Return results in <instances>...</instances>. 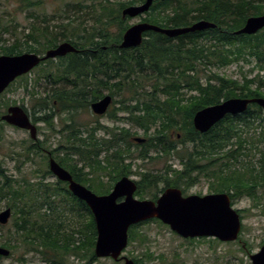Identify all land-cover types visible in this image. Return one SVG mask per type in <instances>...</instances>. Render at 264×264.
<instances>
[{"label":"trees","instance_id":"16d2710c","mask_svg":"<svg viewBox=\"0 0 264 264\" xmlns=\"http://www.w3.org/2000/svg\"><path fill=\"white\" fill-rule=\"evenodd\" d=\"M14 1L20 5V10L28 12L27 18L32 21L25 28L24 36L11 44L0 33V50L3 55H41L56 48L61 42H69L79 50L78 53L68 55L72 59H59L57 70L52 68L42 75L45 79L54 80L55 84L60 80L63 83L61 89L55 85L57 88L49 90L43 97L41 107L48 113L43 117H33L34 123L43 122L54 130L52 122L55 117H60V123L63 122L61 130L57 131L66 139V147L63 145L55 150L49 148L52 155L54 151L64 148V153L70 159L71 156H78L85 165L91 155L97 156L107 146L114 148L115 174H119L123 160L121 157L129 150L125 148L131 146L128 131L107 127V131L112 134L111 138L89 140L82 137L84 130H89L87 124L76 122L74 113L90 110L91 103L104 96V90L111 93L123 91L136 99L135 105L124 108L134 116L136 112L139 113L133 124L144 129L147 134L155 129L149 139L151 147L165 152L175 150L176 146L170 145L173 143L171 137L176 133L173 137L180 135L183 141H201L207 137L204 145L209 148L206 149H219L220 170L216 173L217 182L212 186L215 192L227 193L232 198L243 192L253 195L251 191L255 186L251 185L264 182V176L255 174L254 168L247 167L244 171L232 168L240 163L241 157L247 156L245 146L249 141L243 139L241 126H253L258 122L264 127V110L261 107L252 104L243 115H227L213 130L204 135L197 132L193 125L194 114L207 106L231 98H264V32L256 35L236 34L249 17L264 15V0H179L174 8L171 7L173 0H157L142 19L143 22L162 28H177L207 20L215 23L217 27L176 38L150 31L144 34L145 38L139 47L131 49L119 47L124 33L130 27L123 19L122 11L145 0H129L119 3L118 8L114 7L112 1L106 0L108 4H102L101 13L95 17L97 25L90 28L82 16L77 17L88 6L74 4L61 16L55 17L37 12L44 0ZM116 28H119L117 35L113 34ZM0 30L10 32L9 27H2ZM241 62L254 64L249 72L256 69L259 71L258 75L248 78L249 75L244 74L239 81L208 71ZM146 88H150V91L145 93ZM155 88L166 89V101L160 102L155 98L158 97L152 93ZM81 89H88L90 93H84ZM9 105L5 103L4 106L7 108ZM64 114L67 116L62 118ZM2 123L0 117V132ZM92 129L102 130L104 127ZM27 142L28 147L23 142L24 153H16L17 156L13 154L14 160L18 162L23 159L26 164L35 162L37 156L41 155L48 165L49 158L39 147L41 145L44 149L48 148V142H34L30 139ZM230 144L234 147L231 146L225 152ZM250 144H254V141H250ZM98 147H101L100 152L96 151ZM260 152L263 172L264 151ZM56 160L74 173L75 180L86 185L84 174H76L73 163L63 157ZM77 169L83 172L84 166ZM34 172L42 177L35 183L26 177L21 180L8 178L0 171V177L4 178L0 186V203L7 200V207L13 211L14 241L26 246L29 252L42 255L45 262H53L49 264H70L66 261L67 257L77 260L90 257L87 264H91L96 260L94 249L97 229L90 208L71 193L66 183L58 181L54 188L46 183L48 175L52 174L49 169H38ZM204 174L207 175L205 170ZM180 179H183L182 176ZM178 184L179 181L174 182V185ZM157 186L154 177L149 179V176H145L139 195L144 198L151 194V199L156 200L159 193L164 191ZM60 193H65L71 202L67 206L68 211L54 199ZM153 221L160 222L156 219ZM144 223L131 227L129 244L134 241ZM3 228L0 225V246L16 249V244L3 241Z\"/></svg>","mask_w":264,"mask_h":264},{"label":"rangeland","instance_id":"374dc122","mask_svg":"<svg viewBox=\"0 0 264 264\" xmlns=\"http://www.w3.org/2000/svg\"><path fill=\"white\" fill-rule=\"evenodd\" d=\"M110 1L114 3L115 8H118L119 3H123L129 0ZM178 1L179 0H173L171 7H176L178 5ZM143 3H140L139 5ZM74 4H80L84 7L88 6V8H85L84 11L81 12V14L77 15V17L82 16V19L88 23L90 28L97 25L95 17H97L101 13V5L108 3L106 2V0H44L43 5L41 6V8L37 9V12L47 16L55 15V17H59L63 12H65L67 8H71ZM148 12L139 16V18H128L125 19V21L130 26L139 22H143L142 19L147 16L146 14ZM27 13V11L24 12L20 10V5L14 0H0V29H2V27L10 28V32L0 30L2 38L7 39V43L11 44L15 42L17 38L24 36L25 28L28 27L32 21L28 20ZM16 24H18L19 26H17ZM118 33L119 28L113 30V34L117 35ZM0 55H3L1 53V50ZM58 62L59 59L45 61L40 67L35 68L29 74L23 76L22 79H18L16 82H14L9 90H6L4 93H2L0 95V117L7 109L4 106L5 103H9L10 105H24L32 117L45 116L48 111H45L41 107V104L42 102H44L43 97L47 95L45 88H47L49 84L42 75H44L46 72H48V70H51L52 68L57 70ZM253 65L244 64L243 62H241L240 64L235 63L233 65H230L227 68L220 69L216 67L211 68L208 71H212L213 73H218L222 76H227L231 79H237L240 81L244 74H248V78H252L255 75H258L259 71L256 69H254V72H249L252 69ZM262 75L264 77L263 72ZM40 76L41 78L39 79ZM146 91H150V88H146L145 93ZM106 93H108V91H106ZM123 94L125 95L127 94V92H124ZM128 95L129 94H127V96ZM160 96L162 97L163 95ZM122 97L123 95L119 94L116 96V100L121 101ZM118 106L121 107L120 104H118L117 107ZM66 116L67 115L64 114L62 115V118H65ZM74 116L76 122L78 123H86L87 125L97 123L92 116V111L89 109L86 111L74 113ZM98 122L112 129L114 128L113 120H110L108 117L101 118L98 120ZM52 123L55 130L47 126L45 123L39 122L38 140H45L48 142L49 146L48 148H46V151H50L48 150L49 148L51 150L61 148L60 146L63 145L66 147V139L64 140L63 134H60L57 131L61 130L63 122L60 123V117H55ZM2 124L3 125L0 132L1 174L7 176L8 178L17 180H21L23 177H26V179H30L34 183L38 182L42 177L41 175H36L34 171L38 169H49V164L47 165V163H45L44 156L41 155L37 156L35 162H29L26 164L23 159H20L18 162L14 160L13 154L17 156L16 153H24L23 142H25L28 147L29 143L27 141L28 139H32L30 138L28 132L17 129L15 127H11L5 123ZM128 127H130L134 132H137L135 137H143L147 139L155 132L154 128L150 131L149 134H147L145 133L144 129L140 128L137 125H130ZM241 129L243 130V139H247L249 141V144L245 146V148H247V156L241 157L240 163L237 166L233 165L232 168L236 167L240 171H244V169L247 167L248 169L254 168L255 174L264 176V171L262 172L261 168L262 153L260 152L264 151V127L256 122L253 126L242 125ZM98 133L102 135L103 131H99ZM174 135H176V133L173 134V136ZM173 136L171 137L172 140L174 138ZM82 137H87V132H85V130L82 134ZM250 141H254V144H250ZM232 143H235V141L232 140ZM232 145L233 144H230L225 149V152L227 150H230ZM189 147L190 148H188V152L195 150V148H192L193 145ZM60 150L61 151H54L53 157L57 156V158L59 159L63 157L70 163H73L74 166H76V169L77 167L81 168L83 165L84 170H87V165H84V162H82L78 156H71L72 158L70 159L68 155L64 153V148ZM134 150V152L137 153V149L134 148ZM46 151L44 152V154H46ZM178 151L180 155H182L187 151V149H184L182 145L179 147ZM103 157H105V154L101 155V158ZM20 162H22L23 164ZM171 164H176L179 166V159L176 158V156L175 158H172L162 155L156 156V158L148 162L137 160L135 166L133 167V171L136 173V175H134V179L139 180L141 178V174H137L138 172L147 171L150 169L151 172L156 174L162 172L163 170H165L167 165ZM220 164L221 160H218V163H216V165L214 166V169L217 172L220 170ZM19 169L21 170L19 171ZM211 171H213V167L211 168ZM207 172L209 171L206 170V174ZM162 179H167L168 181L172 182V175H167L163 172ZM3 180L4 178L0 177V186ZM45 181L46 183H49L52 188H54L59 180L53 174H51L48 175ZM103 181L105 182V184L110 183V176H106L105 178H103ZM210 183L212 182H208L204 178L200 183L188 189L187 194L205 195L207 193H210ZM109 186L110 184L106 186L107 189L103 190L109 191L111 189V186ZM251 186H255L251 191L253 195H248L243 192L237 195L233 200V207L239 210L240 214L242 215V230L237 241L221 242L214 238L185 239L174 233L167 225L162 224V222H154L153 220H149V222L147 221L140 226L139 233L136 234L134 241L128 245L127 249L123 253V256H126L132 260H136L138 264H252L250 255L258 253L260 251L262 243L264 242V182H259L258 184H254ZM160 187L162 190L164 189L163 185L159 186V188ZM148 197L151 198V194ZM54 199L57 203L62 204L68 211L67 206H70L71 202L65 193H60ZM7 204V200H3L0 203V213L9 208L7 207ZM13 221L14 216L12 214V217L9 220L8 224L3 226L4 228L1 234L4 235V242L8 241L13 245L16 244L17 248H8L11 251V254L9 257L0 256V264L53 263L50 260H48V262H45V259L42 255L34 252H29L26 249V246L14 241L12 237V233L14 232ZM89 260L90 257H87V259L84 260H77L73 257L66 258V261L70 264H87L89 263ZM121 261H115L111 258L96 257V260L91 262V264H124V261Z\"/></svg>","mask_w":264,"mask_h":264},{"label":"water","instance_id":"95a60500","mask_svg":"<svg viewBox=\"0 0 264 264\" xmlns=\"http://www.w3.org/2000/svg\"><path fill=\"white\" fill-rule=\"evenodd\" d=\"M156 0H145L141 5L126 7L124 18H137L150 10ZM162 2L167 0H160ZM217 25L207 20H200L186 27L162 28L147 22H139L127 29L123 36L121 48L139 47L144 34L152 31L170 38L181 35L214 29ZM264 29V15L251 16L237 32L238 35H254ZM78 52L71 43L64 42L58 47L48 50L42 57L36 53L0 56V94L18 77L30 73L42 62L51 58L64 57ZM112 103V97L106 96L92 104L94 114L103 115ZM251 104H257L264 110V98L253 99L231 98L219 104L208 106L198 111L193 119L195 129L201 133L208 132L227 115L245 113ZM2 120L12 126L29 131L32 140H38L37 125L22 107L12 106L2 116ZM144 142L142 138H136ZM51 155V154H50ZM49 170L62 182L69 183L71 193L83 201L94 215L97 229V240L94 254L97 258H111L124 261V264H136L134 260L122 253L129 245L131 227L140 223L157 219L182 238H216L222 242L238 240L242 220L239 212L232 206L231 198L226 193L206 196L183 197L180 189H167L157 201L139 200L134 194L136 184L127 177L122 178L108 195L99 196L76 182L70 172L63 168L53 157L50 158ZM120 198H124L118 202ZM12 217V209L7 208L0 213V225L8 224ZM11 251L0 246V256L9 257ZM252 264H264V246L258 253L250 255Z\"/></svg>","mask_w":264,"mask_h":264},{"label":"flooded vegetation","instance_id":"af4514ba","mask_svg":"<svg viewBox=\"0 0 264 264\" xmlns=\"http://www.w3.org/2000/svg\"><path fill=\"white\" fill-rule=\"evenodd\" d=\"M136 5H138V4H136ZM130 6H132V5H130ZM123 19H128V18L127 17L126 18L123 17ZM261 31L264 32V29L260 30L259 32H261ZM237 32H236V34H237ZM259 32H257L256 34H258ZM256 34H254V35H256ZM122 41H123V38H122ZM121 43L119 45L120 48H121ZM104 49L106 50L107 46ZM121 49H123V48H121ZM78 52H79V50H78ZM78 52H75V53H78ZM43 55L44 54H41L40 56L42 57ZM68 55H66L64 57H57V58H51V59H72ZM22 78H23V76L17 78L15 80V82L18 79H22ZM46 80H47V83L49 84V86L47 88H45L46 92H48L49 90L56 89L57 87L55 85L59 86L60 87L59 89H61V87H62L61 85H63L61 80L59 82H57V84H55L54 80H50V78L46 79ZM13 84H14V82L12 84H10V86L8 87L7 90H9L10 87ZM80 91H83L84 93H90L88 89H81ZM106 91H108V90H104L103 91L104 96L101 99H103L106 96H111L112 97V103L109 106V108L106 111V113L103 114V115L94 114L93 111H92V104L97 102V101H99V100H101V99L91 103L90 110L92 111V116L94 117V119L96 120L97 123H93V124H88L87 125L88 126L87 128L89 129L87 131V138L89 140L98 139L100 141L101 140H107V139L111 138V136H112L111 132H108L107 129H106L108 126H105V125H103V124L98 122L99 119L108 117L110 120H113V123H114L113 130L117 128V130L125 129V130L128 131L127 134L129 136V141L131 143V146H130V148H128V147L125 148V150L126 149H129V150H127L126 153H124L122 155V157H121V158H123V160H122V167L120 168L121 171H120L119 174H115V163L116 162H115V159L113 158V156H114V148H109V147L106 146V148H104L100 152L101 147H98L96 149V151H99L100 153L97 156L96 155H91L88 158V160L86 162L87 170L83 169V172H81L80 169L74 170V171H76L75 172L76 174H80V173L84 174L85 180H86V185H84V184L80 183L79 181L75 180V177L73 175L74 173H72L71 171L68 170L70 172V174L72 175L73 179L76 182H78V183L82 184L83 186L87 187L88 189L93 191L95 194H97L99 196H103V195L110 194L113 191L114 186L116 185V183L119 182L122 178L127 177L130 180H132L137 186V190H136V192L134 194L136 199H139V200H146V199L147 200H153V199L149 198L148 195L145 196L144 198H142L139 195V193L141 191L140 185H141V182H143L144 177L145 176H149V179H152L154 177L155 180H156V184L158 185L157 186L158 189L162 190L161 187L159 188V186H161V185H163V187H164V189H163L164 191L159 193L158 198L156 200H153V201H157L159 199V197L169 188L180 189L181 192H182L183 197L193 196V195L187 194L188 189H190L193 186H195L196 184L200 183L201 180L205 178V180H207L208 182H212V183L209 184L210 193H207L205 195H201L200 194L201 197L206 196V195H210V194L219 193V192H215V190L212 189V186H213V184H216V182H217V174H216L217 171L214 169V166L216 165V163H218V160H220V157H219L220 156V151H219L218 148L215 149V151H210L209 149H206V148H209L208 145L207 146L204 145V142H207L206 141L207 137L203 138L201 141H196V140H191V139H187V140L183 141L181 139V136L178 135L177 137L175 136L173 138V143L170 145L171 147L172 146H176L175 150H172L170 152L157 150L156 148H153L150 145L149 139L151 138V136H149L147 139L143 138V137H135L137 132H134L130 127H128L130 125H133V126L136 125V124H133V122L135 120V117L139 115V113L136 112V114L134 116L130 112L124 110V108L126 106L132 107L133 105L136 104V99L133 97V95H128V96H127V94L124 95L123 91H121V92L120 91H115L114 93H111L110 91H108V93H106ZM152 93L157 94L158 97H155V98L157 100H159L160 102L166 101L167 98H168L167 97L168 94H166V89H162V88L161 89H157V88H155V89L152 90ZM119 94L123 95L121 101L116 100V96L119 95ZM160 95H163V96L161 97ZM124 96H125V98H124ZM138 98H140L139 94H138ZM125 99H127V100H125ZM118 104H120L121 107L120 106L117 107ZM214 105H216V104H214ZM12 106H20V105H9L7 107V109H6L4 114H6L8 109L10 107H12ZM20 107H22L27 113H29V111L25 109V106L23 107V105H21ZM112 107H113V109H112ZM195 114H194V116H195ZM243 114H240V115H243ZM2 116H1V119H2ZM194 116H193V119H194ZM231 116H238V115H231ZM30 117H31L32 122H33L34 118L31 116V114H30ZM220 122H218L216 125H214L206 133H201L200 131H198L196 129L195 130L197 132H199L201 135H204V134L209 133L211 130H213ZM3 123H5V124H7V125H9L11 127H15V126H12V125L4 122V121H3ZM35 124H37V126H38L37 128H39V122L35 123ZM193 125H194V123H193ZM94 127H98V128L99 127H104V129H102V130L98 129V130L93 131L92 128H94ZM15 128H17V127H15ZM194 128H195V126H194ZM17 129H20V128H17ZM20 130H22V129H20ZM24 131L29 133V131H27V130H24ZM99 131H103L102 135H100L98 133ZM136 138H142L145 141L144 142H138L136 140ZM112 139H113V137H112ZM12 143H14V142H12ZM121 145H118L117 147L121 148ZM179 145L180 146L183 145V148L187 149V151L184 154H182V155H180V153L178 151L179 147H180ZM192 145H193L192 148H195V150H192L191 152H188V148H190L189 146H192ZM39 147H41L43 152L46 151V149L42 148L41 145H39ZM134 148L137 149V151H136L137 153L134 152L135 151ZM122 149H124V148H122ZM102 154H105V157L101 158ZM46 155L48 156L49 162H50V158L53 157L52 153L50 151H46ZM162 155L169 156V157H172V158H175V156H176V158L179 159V164L180 165L179 166L176 165V164L167 165L165 170H163L160 173H156V174L151 172L150 169L147 170V171H141V172L137 173V174H139V173L141 174V178L139 180H135L134 179V175H136V173L133 171V167L135 166L137 160H142L143 162H148V161H152L154 158H156V156H162ZM99 162H100V165L98 164ZM212 167H213V171H211ZM204 170L205 171L206 170L209 171V172H207V175L204 174ZM163 172L166 173L167 175H170V174L172 175V182L168 181L167 180L168 178L167 179H162V173ZM189 173H190L191 176L189 175ZM106 176H110V183H108V184H105V182L103 181V178H105ZM180 176H182L183 179H180ZM201 177H203V178H201ZM176 181H179L178 185H174V182H176ZM64 183H66L68 188H69V183L68 182H64ZM190 183H192V184L190 185ZM109 184L111 186V189L108 192L104 191L105 189H107L106 186H108ZM91 188L96 189V191H94ZM214 188H216V187H214ZM200 195H197V196H200ZM229 196L231 198V202H232V205H233V200L235 198H232L231 195H229ZM122 200H124V198H120L118 200V202H121ZM238 212L240 214L239 210H238ZM240 216H242V215L240 214ZM205 238H208V237H205ZM187 239H199V238H187ZM200 239H203V238H200ZM214 239H216V238H214ZM217 240H219V239H217ZM263 246H264V242L262 243L261 248ZM261 248H260V250H261ZM121 262H123V261H121Z\"/></svg>","mask_w":264,"mask_h":264},{"label":"bare ground","instance_id":"6f19581e","mask_svg":"<svg viewBox=\"0 0 264 264\" xmlns=\"http://www.w3.org/2000/svg\"><path fill=\"white\" fill-rule=\"evenodd\" d=\"M237 241V240H236ZM235 242V241H234Z\"/></svg>","mask_w":264,"mask_h":264}]
</instances>
